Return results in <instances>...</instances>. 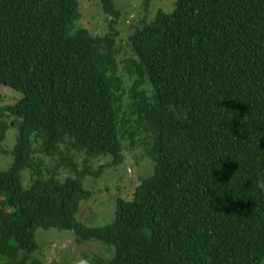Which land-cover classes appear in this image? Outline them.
<instances>
[{
	"label": "trees",
	"instance_id": "obj_1",
	"mask_svg": "<svg viewBox=\"0 0 264 264\" xmlns=\"http://www.w3.org/2000/svg\"><path fill=\"white\" fill-rule=\"evenodd\" d=\"M113 1L100 3L117 18ZM174 1L132 28L119 63L116 32L73 28L76 0H0V85L21 94L0 120V141L18 128L0 172V264H42L37 229L113 248L86 264H264V0ZM128 124L131 140L152 133L153 173L116 202L111 224L86 227L80 178L102 167L80 169L76 155L116 165ZM36 142L73 176H42Z\"/></svg>",
	"mask_w": 264,
	"mask_h": 264
},
{
	"label": "rangeland",
	"instance_id": "obj_2",
	"mask_svg": "<svg viewBox=\"0 0 264 264\" xmlns=\"http://www.w3.org/2000/svg\"><path fill=\"white\" fill-rule=\"evenodd\" d=\"M79 17L74 22V29H86L91 35L103 37L107 33H115V49L120 48L117 62L132 56L128 44V36L134 26L143 21H151L158 11L170 13L175 7L174 0H114L113 4L119 15L110 17L103 10L100 0H76ZM113 30V31H112ZM123 86L127 88L133 79H129L122 70ZM149 93V92H148ZM21 98V94L10 88L0 85V120H4L5 107L14 104ZM124 103L128 100L125 98ZM7 121L10 122V119ZM131 125L134 126V123ZM130 125V126H131ZM129 124L123 128V160L116 165L111 156H98L90 161L84 160L82 155H76V161L81 169L87 165L92 170L102 167L98 176H84L80 178L83 188L90 193V197L80 202L75 219L78 223L99 228L114 221L116 202L130 200L135 188L142 180L153 173L154 163L148 152L153 146L152 133L140 129L135 139L126 135ZM18 137L17 126L9 125L5 131L4 139L0 141V172L7 171L14 161V148ZM135 142L132 145V142ZM34 161L42 176L47 177L51 171L57 174V179L63 180L73 176L67 168L54 169L56 158H51L39 151L40 143H33ZM108 165V166H107ZM29 169L21 173V182L24 188L30 185ZM34 240L39 245V252L35 255L42 264H86L85 254L97 255L105 259L113 256V248L100 241H78L72 231L37 229Z\"/></svg>",
	"mask_w": 264,
	"mask_h": 264
},
{
	"label": "clouds",
	"instance_id": "obj_3",
	"mask_svg": "<svg viewBox=\"0 0 264 264\" xmlns=\"http://www.w3.org/2000/svg\"><path fill=\"white\" fill-rule=\"evenodd\" d=\"M256 188L260 191V193L264 194V180H257Z\"/></svg>",
	"mask_w": 264,
	"mask_h": 264
}]
</instances>
